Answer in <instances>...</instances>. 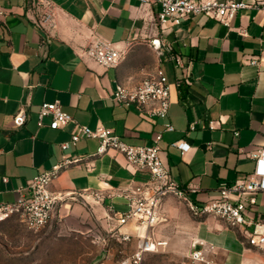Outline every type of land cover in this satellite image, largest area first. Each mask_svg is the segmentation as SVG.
I'll return each mask as SVG.
<instances>
[{"label":"crops","instance_id":"1","mask_svg":"<svg viewBox=\"0 0 264 264\" xmlns=\"http://www.w3.org/2000/svg\"><path fill=\"white\" fill-rule=\"evenodd\" d=\"M48 1L52 18L44 21V9L35 0H0L5 12L0 14V203L14 201L18 189L64 153L81 155V164L62 170L51 184L53 192L66 195L59 225L75 231L87 224L106 225L108 214L117 231L137 236L135 224L118 225L110 208L126 210L124 194L144 183L149 173H132L124 155L115 150L93 156L97 139H82L62 150L74 124L39 128L37 112L43 101L59 100L79 123L91 128L103 124L130 144L153 145L162 133L160 155L174 180L197 187L189 193L193 200H211L223 183L253 172L255 160L249 153L264 145L263 9L239 11L230 26L203 14L178 25H161L156 0ZM240 27L249 34L243 36ZM97 37L124 50L118 67L105 68L84 56ZM171 55L179 56L184 67L176 66ZM252 58L256 64L248 62ZM158 67L171 84L166 118L144 117L112 99L118 83L136 86ZM21 102L28 103V119L16 127L13 117ZM210 121H217V127L211 129ZM167 122L173 131L165 129ZM177 140L188 142L190 149L183 152L172 145ZM97 191L104 193V201H95L92 193ZM89 200L96 204L90 207ZM173 202V196L166 197L165 210ZM259 203L257 208H263L264 194H259ZM249 215L257 217L255 212ZM17 222L13 218L0 223V230L12 229ZM197 222V240L214 246L207 253L213 264H264V249L251 244L243 230L215 216L198 217ZM47 227L33 233L45 236ZM103 251L98 250L90 264Z\"/></svg>","mask_w":264,"mask_h":264},{"label":"built area","instance_id":"2","mask_svg":"<svg viewBox=\"0 0 264 264\" xmlns=\"http://www.w3.org/2000/svg\"><path fill=\"white\" fill-rule=\"evenodd\" d=\"M38 7L44 9L43 20L52 18V13L47 10L51 7L48 0H35ZM148 3L150 0H142ZM160 4L158 20L161 25L180 24L184 19L193 15L203 14L213 18L226 26H230L239 11L246 8H258L264 10V0H156ZM0 14L5 12L0 6ZM42 24V23H40ZM238 31L247 36L248 30L240 27ZM84 56L94 60L105 68L118 67L123 59L124 50L114 42L97 37L85 50ZM171 60L176 66L184 67L182 60L177 55H171ZM251 64L257 63V58L248 60ZM112 99L121 106L134 108L144 117H156L164 119L168 116L171 107V84L162 67H158L153 74L145 77L136 86L130 87L118 83L112 93ZM27 102H21L18 111L13 117L14 125L22 127L27 119ZM48 119V123H46ZM74 124L71 138L61 143V148L67 151L82 139L93 138L99 142L93 156L102 155L109 150H115L124 155L126 167L132 172H147L149 178L142 184L128 188L124 194L127 209L122 212H113L118 225L127 223L135 224L137 237L141 230L158 224L161 219L163 201L173 195L182 200L188 206L195 217L215 216L223 219L230 227L243 230L251 244L264 249V205L258 209L259 194H264V145L256 151L249 153L255 160V168L252 173L238 178L231 183H223L218 195L208 201L193 200L189 197L190 192L197 191L195 185L183 186L174 180L169 168L165 165L160 155L159 142L162 133H158L153 145H135L124 141L120 135L110 127L103 124L95 128L79 123L72 115L65 112L59 100L43 101L37 112V125H45L52 129H62ZM217 121H210L211 129L217 127ZM194 123L191 124L193 129ZM165 129L173 131L174 125L170 122L165 124ZM172 145L180 148L183 152L190 149L191 145L184 140H177ZM84 157L81 155L63 154L60 161L35 175L24 189H18V197L12 202L0 203V223L16 218L26 229L39 231L49 226L57 218L59 207L66 195L53 192L51 184L62 170L71 165L81 164ZM8 177H3L7 181ZM24 190V191H22ZM97 202H102L105 195L102 192L92 193ZM250 212L257 213V217H251ZM124 241L132 240L129 233L116 232ZM145 243V244H144ZM140 246V250L133 256L137 263L143 251H151L156 248V243L148 239ZM158 244H161L160 242ZM197 244V243H195ZM198 244L202 248L194 250L192 258L205 264H213L207 257L208 251L214 246L203 242Z\"/></svg>","mask_w":264,"mask_h":264},{"label":"rangeland","instance_id":"3","mask_svg":"<svg viewBox=\"0 0 264 264\" xmlns=\"http://www.w3.org/2000/svg\"><path fill=\"white\" fill-rule=\"evenodd\" d=\"M173 197L170 210L162 206L158 224L146 228L142 238L136 236L130 241L118 237L108 214L105 217L108 225L87 224L77 231L68 224L59 225L63 222L57 216L47 227L45 236L17 222L12 229L0 230V264H90L100 249L104 250L103 254L95 258L93 264H205L192 258L200 241L196 237L198 217L185 202ZM88 203L90 207L96 204L90 200ZM148 239L156 243V248L143 251L135 263L133 256Z\"/></svg>","mask_w":264,"mask_h":264}]
</instances>
